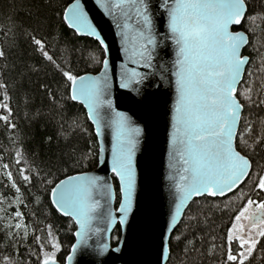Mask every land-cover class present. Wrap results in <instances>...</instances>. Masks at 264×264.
<instances>
[{"label":"trees","instance_id":"trees-1","mask_svg":"<svg viewBox=\"0 0 264 264\" xmlns=\"http://www.w3.org/2000/svg\"><path fill=\"white\" fill-rule=\"evenodd\" d=\"M70 1L0 0V104L8 105L0 108V117H7L0 119V203L18 196L14 209L28 228L25 235L13 231L6 224L9 210H0V264H39L43 241H48L46 254L63 264L75 225L53 208L50 189L62 177L97 164L92 123L84 107L70 99L63 72H95L104 52L96 40L67 26L63 10ZM246 5L240 28L248 36L243 51L248 63L237 87L243 108L235 144L251 168L231 193L197 197L188 204L170 235L166 264H227L232 219L247 197L263 195L257 185L264 176V0H246ZM246 90L250 100L240 94ZM47 225L51 238L44 236ZM118 236L116 226L113 243ZM244 264H264V237Z\"/></svg>","mask_w":264,"mask_h":264},{"label":"snow or ice","instance_id":"snow-or-ice-1","mask_svg":"<svg viewBox=\"0 0 264 264\" xmlns=\"http://www.w3.org/2000/svg\"><path fill=\"white\" fill-rule=\"evenodd\" d=\"M112 7L120 8L128 19H131L133 13L137 17L136 36L142 43L140 51L134 54L151 60L147 46L154 45L156 41L151 33L152 19L146 0H118ZM162 7L168 12V30L177 46L173 73L176 77L177 98L171 143L183 165V174L180 175L176 188L180 193L181 203L191 196L203 193L211 196L223 195L248 175L250 167L249 160L233 146L236 125L243 107L236 98L237 84L244 65L248 62L241 50L248 44V37L243 32L231 31V28L241 25L246 17V0H174L171 5L165 0ZM248 19L254 21L255 17ZM64 20L68 22L69 27H75L78 31L86 22L83 13L79 11V4L65 10ZM124 27L127 29L129 24L125 23ZM92 34L95 35L94 30ZM96 38L100 39L98 35ZM34 42L43 50L44 46L40 40ZM100 42L103 43L102 40ZM43 55L52 60L47 52H43ZM107 63L105 60V68ZM138 75L133 72L131 77ZM63 76L70 84V99L80 101L87 107L88 118L96 125L97 135H101L99 109L105 103L101 96L106 84L102 85L99 78L78 77L68 71H64ZM249 91L240 94L250 100L251 97L247 94ZM7 107V104H0V108ZM0 119L7 120V117ZM111 126L116 141L113 146L112 170L121 180L120 191L124 196V203L121 204L120 210L127 212L135 183L132 168V150L135 142L129 138V133L139 134L140 130L129 129L127 118L121 113H116ZM240 137L243 141V134H240ZM23 178L25 181L29 179L28 176ZM258 179L257 187L264 190V176ZM68 183L70 188H65V181L53 188L54 197L58 191L60 193L59 200L53 202L65 215H72L83 229L92 219V213L99 207V202L91 199L97 180L94 177L77 176L70 177ZM252 206L257 209L258 214L250 211ZM179 209L180 204H177V211ZM16 215L19 217L20 213L17 212ZM262 217L264 202L254 203L248 200L247 206L236 216V223L228 231V240H239L240 247L244 249L239 253L240 264H244L245 253L252 254L257 240L252 238L250 229L248 237L245 238L242 233L246 226L239 222L249 221L252 228H258L256 235L264 237ZM16 227L20 228L21 225L17 224ZM81 235V232L77 233V236ZM53 247L58 249L59 246L53 244ZM75 250L76 245H73V251ZM68 259L71 260L72 257ZM227 260L236 261L237 256L229 251ZM42 264H55L54 256L46 254Z\"/></svg>","mask_w":264,"mask_h":264},{"label":"water","instance_id":"water-1","mask_svg":"<svg viewBox=\"0 0 264 264\" xmlns=\"http://www.w3.org/2000/svg\"><path fill=\"white\" fill-rule=\"evenodd\" d=\"M117 2L118 0H71L63 10L64 19L65 10L79 4V11L83 13L86 22L79 31L75 27H69L64 20L65 23L78 35L96 40L104 52L98 70L76 76L99 78L102 85L106 84L101 96L105 103L99 109L101 135H97L96 125L88 118L97 139V164L91 169L62 177L52 185L49 193L53 208L61 216L70 218L75 225L74 239L63 264H166L170 235L180 222L186 207L194 198L211 196L203 193L191 196L181 203L180 193L176 188V184L180 182L179 177L183 174V165L171 143L177 98L176 77L173 75L177 46L168 30V12L162 7L165 0H146L152 19L151 33L156 41L154 45L147 46L151 60L134 54L140 51L142 43L136 36L137 17L133 13L131 19H128L120 8L112 7ZM173 3L174 0H167V4ZM69 15L71 16V12ZM125 23L129 24L127 29L124 27ZM93 30L95 35L92 34ZM231 31H240L247 36L240 25L232 26ZM241 51L248 58L243 52L244 48ZM105 60L108 62L107 68L104 65ZM133 72L139 75L131 77ZM122 84L128 86L122 87ZM237 100L239 101L238 98ZM76 102L84 107L88 117L87 107L80 101ZM116 113L127 118L129 129L140 130L139 134L129 133V138L135 142L132 150L135 183L127 212L120 210L124 203V196L120 191L121 180L112 170L113 146L116 141L111 121L116 118ZM241 113L242 110L240 118ZM239 123L240 119L233 138L236 151H239L235 144ZM240 153L249 160L245 154ZM249 164L248 174L250 160ZM77 176H89L97 180L91 199L98 201L99 207L92 213V219L83 229L72 215H65L53 202L59 200L60 195L58 191L54 197L53 188L61 181H65V188H70L69 178ZM247 176L230 191L211 197H223L231 193ZM113 179L117 182V191ZM117 194L119 199L116 203ZM177 204H180L179 211ZM116 226L119 227V236L113 243L112 235ZM78 232L82 235L77 236ZM73 245H76L75 251ZM69 257L72 259L69 260ZM54 259L55 264H62L55 257Z\"/></svg>","mask_w":264,"mask_h":264},{"label":"rangeland","instance_id":"rangeland-1","mask_svg":"<svg viewBox=\"0 0 264 264\" xmlns=\"http://www.w3.org/2000/svg\"><path fill=\"white\" fill-rule=\"evenodd\" d=\"M1 203H0V210H3V212H6L7 210H9L10 212V217L9 219L7 220V226L8 227H11L13 229V231H21L23 232V234L25 235L27 232H28V228L26 227V225L23 223L22 219H21V216L19 215V217L16 215L17 212H19L17 209H14V206H17V204H19V197L18 196H14L13 198H11L10 200H7L5 199V197L1 198ZM248 200H252L254 203H260V202H264V195H258V196H249L247 197L243 204L241 205V207L239 208L238 212L236 213V215L234 216V218L232 219L231 223H230V226H229V229L232 228V225L234 223H236V216L239 215L240 211L245 207L247 206L248 204ZM250 211L253 212V213H257V209L252 206L250 208ZM264 218V217H262ZM239 223H242L244 224L246 227H245V231L244 233H242V235H244L245 238L248 237L249 235V229L251 230V236L253 239H256L258 236L256 235L257 233V230L258 228H252L251 224L249 223V221L247 220H241ZM257 225L259 226V220L256 221ZM17 224H20L21 227L20 228H17L16 225ZM228 229V231H229ZM238 235H240L241 233H237ZM44 236L45 237H53L54 236V233L53 231L51 230V228L49 227V225H47L44 229ZM47 240V239H46ZM41 249L44 250L42 251V259L43 260L45 258V255H46V252H47V248H48V241H43L41 242ZM246 247V246H245ZM244 250H241L240 252H242ZM246 257H247V253H245ZM239 259V258H238ZM229 264H238V260L236 261H231Z\"/></svg>","mask_w":264,"mask_h":264},{"label":"flooded vegetation","instance_id":"flooded-vegetation-1","mask_svg":"<svg viewBox=\"0 0 264 264\" xmlns=\"http://www.w3.org/2000/svg\"><path fill=\"white\" fill-rule=\"evenodd\" d=\"M260 191L262 192L261 194L264 195V190H261V189H260ZM263 201H264V200H263ZM260 238H261L260 236H258V237L256 238L257 243H258V241H259ZM233 245H234V247H233ZM229 247H230V251H231V253H232L233 255L237 256V260H238V264H239V263H240V262H239V259H238V258H239V253H240L241 250H244V249H242V248L240 247V242H239V240L234 239V240L231 241V242L229 241ZM256 247H257V244H256L254 250L256 249ZM254 250H253V252H254ZM253 252H252V253H253ZM251 255H252V254H251ZM251 255H248V254H247V257H246V259H245L244 261L248 260L249 257H250ZM230 262H231V261H227L226 263L229 264Z\"/></svg>","mask_w":264,"mask_h":264}]
</instances>
